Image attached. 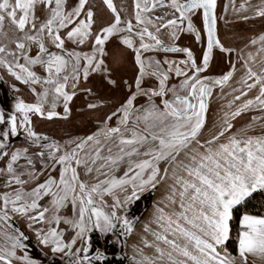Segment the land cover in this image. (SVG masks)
<instances>
[{
	"label": "snow or ice",
	"instance_id": "6c2138e0",
	"mask_svg": "<svg viewBox=\"0 0 264 264\" xmlns=\"http://www.w3.org/2000/svg\"><path fill=\"white\" fill-rule=\"evenodd\" d=\"M101 3L107 17L94 0H0V83L12 93L0 105V264H264V214L241 212L264 192V34L249 42L255 54L226 47L217 0H132L131 12ZM231 6L264 18V0ZM183 33L199 56L180 46ZM215 49L228 68L211 76ZM129 62L133 75L118 76ZM94 75L127 90L95 130H40L68 120L80 93L93 112L111 103L88 86ZM249 112L259 115L237 128ZM157 191L143 226L153 239L129 257L132 209Z\"/></svg>",
	"mask_w": 264,
	"mask_h": 264
},
{
	"label": "rangeland",
	"instance_id": "374dc122",
	"mask_svg": "<svg viewBox=\"0 0 264 264\" xmlns=\"http://www.w3.org/2000/svg\"><path fill=\"white\" fill-rule=\"evenodd\" d=\"M113 2L118 6H124L128 12L134 11L130 7L132 0H113ZM245 2L253 7L261 6L262 0H235L237 6ZM97 8L104 16L110 15L106 10V6L102 5L101 0H94ZM232 0H217V34L221 41L226 47H232L236 49H243L245 54L249 51L256 53V50L260 47V44L252 45L250 40L259 37L264 34V18L256 17L254 12L250 8L247 12L237 13L233 11L231 6ZM225 5H228L227 11H225ZM248 15L249 20H243L240 17L242 15ZM190 33H183V36L179 40L180 46L191 47L193 52L199 56L201 54L199 43L196 45L194 39ZM194 37V36H193ZM247 45V47H245ZM163 54H161L162 56ZM171 54H169V58ZM175 55V54H172ZM235 53H233L232 58L235 59ZM174 57V56H173ZM259 60V57H257ZM130 60V57H129ZM239 65L237 68L239 69ZM259 68V65H255ZM228 68V54L221 52L219 49L214 50V58L210 63V68L207 71L208 75L215 76L226 71ZM242 71V70H241ZM118 76H123L125 79H129L133 75L132 64L125 63L120 66V71L117 73ZM240 72L237 73V78H239ZM177 78L174 76L171 82H177ZM24 93L26 99H31L28 94L27 89L23 85H19ZM88 86L93 88L98 97H102L108 101H111L99 112H93L87 109L86 105L88 102L92 101V97L85 96L83 93L78 94L74 101L72 102V114L68 120L56 119L52 122L41 121L39 123V128L49 134L56 137L65 136L66 134L71 135H83L87 132L94 131L96 125V118L102 114V112L107 111L109 107H112L117 100H119L124 92V89H114L111 85H108L101 76L94 75L89 78ZM235 86V85H234ZM228 91V89H225ZM12 93L7 84L0 83V105L10 103V97ZM142 102V100L140 101ZM225 105V99H220L219 94L214 96L211 101L212 111L215 114L222 115L220 112L221 106ZM226 110V109H225ZM58 111H62V105L58 108ZM252 115H259L258 112H249L242 114V117H238L235 121L236 127L239 128L251 120ZM260 123H256L254 131L259 133L261 129L259 128ZM161 192L157 191L155 194L146 193L141 199L134 205L132 211L136 217H138V222L136 223L135 232L133 233L131 239L129 240V247L125 249V252L129 257L133 255V250L131 245L133 243H138L141 236H146L147 239L152 240L153 237L143 232V226L145 223L149 222L153 213L154 204L160 199ZM155 227V225H152ZM145 252L151 254V249H145ZM33 255H37L33 251Z\"/></svg>",
	"mask_w": 264,
	"mask_h": 264
},
{
	"label": "trees",
	"instance_id": "16d2710c",
	"mask_svg": "<svg viewBox=\"0 0 264 264\" xmlns=\"http://www.w3.org/2000/svg\"><path fill=\"white\" fill-rule=\"evenodd\" d=\"M249 211L252 214H261L264 212V194L262 192H257L253 194L248 207L246 209H241V212ZM230 249L232 245H229Z\"/></svg>",
	"mask_w": 264,
	"mask_h": 264
},
{
	"label": "flooded vegetation",
	"instance_id": "af4514ba",
	"mask_svg": "<svg viewBox=\"0 0 264 264\" xmlns=\"http://www.w3.org/2000/svg\"><path fill=\"white\" fill-rule=\"evenodd\" d=\"M183 36V34H181V37ZM192 36V35H191ZM192 38L194 39V37L192 36ZM194 42H195V40H194ZM196 43V42H195ZM196 45H198V43H196ZM198 47H200V51H201V47H202V45L201 44H199V46ZM171 57H170V59L171 58H180L181 56H182V54H175V55H170ZM174 56V57H173ZM175 79H176V77H174ZM178 79V78H177Z\"/></svg>",
	"mask_w": 264,
	"mask_h": 264
},
{
	"label": "crops",
	"instance_id": "0c3cea01",
	"mask_svg": "<svg viewBox=\"0 0 264 264\" xmlns=\"http://www.w3.org/2000/svg\"><path fill=\"white\" fill-rule=\"evenodd\" d=\"M98 76V75H97ZM259 128L261 129V125H259ZM264 194V192H262ZM261 214H264V212H262Z\"/></svg>",
	"mask_w": 264,
	"mask_h": 264
}]
</instances>
